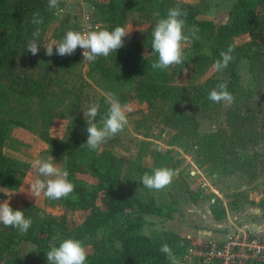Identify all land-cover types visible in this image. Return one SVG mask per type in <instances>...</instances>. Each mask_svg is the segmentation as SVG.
<instances>
[{
	"label": "rangeland",
	"instance_id": "obj_1",
	"mask_svg": "<svg viewBox=\"0 0 264 264\" xmlns=\"http://www.w3.org/2000/svg\"><path fill=\"white\" fill-rule=\"evenodd\" d=\"M243 1L248 0H113L122 15L115 27H132V32L124 38L125 44L116 54L106 57L105 65L111 68L108 75L94 69L95 61H83L80 48L72 55L62 57L55 54L54 46V54L47 56L40 44L38 54L32 55L26 46L33 33L29 35L25 28L8 27L9 37L4 49L9 51V58L0 65V128L4 130L1 153L12 163L0 172V203L8 199L4 192L16 191L9 200L14 210L28 209L34 213L64 216L70 228L79 224L82 213L67 206L62 198L52 200L41 194L36 199L28 194L29 183L38 177L32 162L52 155L57 166L69 172L68 178L73 177L80 185L93 188L96 177L82 146L87 140L83 111L91 104H98L96 123L100 126L108 108L105 94L112 93L122 104L131 105L132 111L127 113L129 123L97 151H110L122 158L125 189L136 192L140 198H153L163 208V216L169 215L174 205L183 199L207 201L217 215L257 204L256 201L262 200L260 205H263L264 139L223 154L219 146L211 151L206 138L216 132L222 136L219 143H228L226 138L231 132L226 122V110L229 107L264 108V10L259 5L252 12L238 9L239 6L242 8ZM46 2L51 15L46 23L38 26L40 43L59 41L68 30L87 32L107 29L109 25L106 5L110 0H60L57 9L49 8L48 0ZM172 7L191 11L196 19L210 21L215 26L230 25L237 11L249 13L250 24L233 39L236 44L251 46L246 54L260 52L256 59L239 54L231 61L239 79L229 91L234 97L230 105L212 102L208 99L209 92L199 96L201 90L216 78L223 80L222 83L229 80L226 72L214 68V62L218 60L210 53L214 35L207 30L201 32L200 48L193 50L191 41L184 46L183 64L166 70L150 66L140 77L136 76V79L149 82H157L162 77L166 83L161 88L169 85L174 92L181 86L187 88L188 100L176 106L179 114L191 119L185 126L165 123L163 114L168 101L163 97L149 101L139 99L135 79L126 81L120 69V62L125 59L123 50L139 44L147 50L146 44L152 39L151 29ZM189 27L185 26L184 31H189ZM155 61L151 60V65ZM192 96L195 100L189 103ZM205 99L207 104L203 103ZM159 167L178 170V174L161 190L145 187L142 176L152 174ZM149 215L143 214L142 230L152 236L160 232L151 229L153 222ZM10 230L11 227L0 223V244ZM98 237L100 234L87 235L79 240L88 251ZM35 249L33 242L19 241L14 246L18 261L13 264H31L30 260L38 254ZM173 258L175 264H200L195 262L194 254L188 248L184 254ZM173 258L162 264H173ZM44 263L47 264L46 256L39 264Z\"/></svg>",
	"mask_w": 264,
	"mask_h": 264
},
{
	"label": "trees",
	"instance_id": "obj_2",
	"mask_svg": "<svg viewBox=\"0 0 264 264\" xmlns=\"http://www.w3.org/2000/svg\"><path fill=\"white\" fill-rule=\"evenodd\" d=\"M241 4L242 8L239 6L238 9L248 12H252L256 5L264 10V0H248ZM106 8V19L109 22L107 29L112 30L115 28V22L117 20L120 22L122 15L118 13L119 10L113 0H110ZM186 13L185 26H190V30L184 32L190 37L189 41H191L193 50L202 46L201 32L207 30L214 35V44L210 53L215 59H220L221 51H226L229 46L234 49L233 57H238L240 54L249 59H256L260 55V52L257 51L246 54L250 51L251 46L247 43L236 44L233 39L250 24L249 13L241 14L240 11H237L230 25L219 26H215L210 21L196 19L191 11H186ZM34 14H38V17L42 18V23L49 20L51 14L47 11L46 0H17L16 4L11 0H0V65L5 64L4 62L9 58V51L4 49L9 37L6 29L10 26L25 28L29 35L32 34L35 28L40 25L33 23ZM153 28L149 33L150 38H152ZM151 42L152 39L146 44L147 50H144L145 46L141 44L133 47L128 46L123 50L125 59L120 62L121 74L126 81L135 79L139 99L149 101L154 97H163L168 101L163 114L165 123L174 122L185 126L190 123L191 119L189 116L179 114L176 111V106L178 103L188 100L186 87L181 86L177 92H174V89L169 85L161 88L166 83L162 77L158 78L157 82L145 81L146 79L143 78L136 79V76L140 77L147 67L151 66V60L158 59L151 52ZM244 44L247 45L246 48H244ZM105 61L106 57L101 56L99 60H95L93 67L108 75L111 68L105 65ZM223 71L229 76V80L225 84L227 91H230L238 83L239 75L231 61ZM222 82L223 80L217 78L211 81L201 90L199 96H206ZM194 98L192 96L189 103L195 100ZM77 101L81 102V99ZM203 103L207 104L208 100L205 99ZM226 122L231 132V135L226 138L228 143H219L222 136L216 132L211 133L206 137L211 151L219 146L223 154H228L235 147L244 148L247 143L256 144L260 139H264V108H251L250 106L242 108L233 105L226 110ZM3 137L4 130L0 128V172L12 163L11 159L1 153ZM82 146L89 157V167L96 177V184L89 189L70 177L68 179L74 184V191L67 198H62L67 206L82 213V221L70 228L64 216L42 212L34 213L31 210L23 209L25 217L31 218L32 225L26 233L13 227L6 233L5 239L0 244V264H13L18 261L15 260L14 246L21 240L31 241L36 245L35 253L38 254L36 258L30 260V263L39 264L46 256L50 244L58 245L65 238L79 240L94 234H100V237L87 251L86 264H162L170 259L167 254L160 251L164 244L170 247L173 257L184 254L186 245L181 242L176 233L163 231L151 236L143 232V214L163 215V208L157 205L153 198H140L136 192L125 189V164L122 158L115 156L110 151L98 153L97 150H90L86 145ZM213 214L216 218L224 216L214 212ZM10 255L13 257L7 259Z\"/></svg>",
	"mask_w": 264,
	"mask_h": 264
},
{
	"label": "clouds",
	"instance_id": "obj_3",
	"mask_svg": "<svg viewBox=\"0 0 264 264\" xmlns=\"http://www.w3.org/2000/svg\"><path fill=\"white\" fill-rule=\"evenodd\" d=\"M60 0H48V6L52 9L59 7ZM187 13L179 7L169 8L166 16L158 19L152 30L151 52L158 57L152 63L153 69L166 70L176 65H181L185 61L184 46L189 42L190 37L185 34V19ZM42 18L34 14L33 23L41 24ZM142 31V28L138 29ZM132 32V27L116 26L112 30L98 29L87 32L68 30L59 40H53L47 44L38 42L40 29L37 27L33 32L32 40L27 44L26 50L32 55H37L39 45L43 44L45 55L52 56L53 47L55 54L59 56L72 55L77 48L82 49L83 61L93 62L98 57H107L111 53L123 47L125 37ZM195 35V32H193ZM198 38V37H197ZM233 47L229 46L226 51H221L220 56L214 62V68L218 72H223L232 56ZM208 99L214 103H225L230 105L234 101L233 95L227 91V85L220 83L213 88ZM105 103L108 105L107 113L101 118L100 126L96 123L99 115V105L91 104L83 115L87 124V140L84 143L90 150H98L108 139L122 132L129 123L127 113L132 111L129 104H122L120 100L112 93L105 94ZM52 155L46 159H35L32 167L38 173V177L30 182V188L27 190L30 196L36 199L43 194L44 197L52 200L67 198L74 191V184L69 181V172L57 166ZM178 170L167 167L156 168L152 174L145 173L142 178V184L155 190H161L170 185ZM21 191H24L21 190ZM4 192V191H3ZM16 191L4 192L8 199L0 203V223L6 227L19 229L26 233L32 225L31 218H26L24 211L14 210L9 200ZM160 251L172 257V252L167 244L161 246ZM88 252L82 241L74 238H65L59 244L52 243L46 252L47 264H86ZM173 264H175L173 258Z\"/></svg>",
	"mask_w": 264,
	"mask_h": 264
},
{
	"label": "crops",
	"instance_id": "obj_4",
	"mask_svg": "<svg viewBox=\"0 0 264 264\" xmlns=\"http://www.w3.org/2000/svg\"><path fill=\"white\" fill-rule=\"evenodd\" d=\"M247 205L238 210H231L226 215L216 218L207 201L183 199L174 205L169 215H149L153 222L151 229L158 232L176 233L186 248L196 246L204 241H222L232 231L234 225L240 224L250 232L264 236V202Z\"/></svg>",
	"mask_w": 264,
	"mask_h": 264
},
{
	"label": "built area",
	"instance_id": "obj_5",
	"mask_svg": "<svg viewBox=\"0 0 264 264\" xmlns=\"http://www.w3.org/2000/svg\"><path fill=\"white\" fill-rule=\"evenodd\" d=\"M204 183V182H203ZM213 189V188H212ZM222 241H204L188 250L200 264H264V236L236 224Z\"/></svg>",
	"mask_w": 264,
	"mask_h": 264
}]
</instances>
